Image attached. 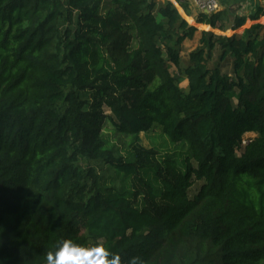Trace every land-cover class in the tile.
I'll return each instance as SVG.
<instances>
[{
	"label": "trees",
	"instance_id": "obj_1",
	"mask_svg": "<svg viewBox=\"0 0 264 264\" xmlns=\"http://www.w3.org/2000/svg\"><path fill=\"white\" fill-rule=\"evenodd\" d=\"M237 1L196 13L183 58L187 0H0V264L65 238L264 264V7ZM154 127L172 152L142 144Z\"/></svg>",
	"mask_w": 264,
	"mask_h": 264
},
{
	"label": "clouds",
	"instance_id": "obj_2",
	"mask_svg": "<svg viewBox=\"0 0 264 264\" xmlns=\"http://www.w3.org/2000/svg\"><path fill=\"white\" fill-rule=\"evenodd\" d=\"M46 264H122L121 256L103 246L100 241L77 243L72 239H59L46 254ZM128 264H143L140 257H132Z\"/></svg>",
	"mask_w": 264,
	"mask_h": 264
},
{
	"label": "rangeland",
	"instance_id": "obj_3",
	"mask_svg": "<svg viewBox=\"0 0 264 264\" xmlns=\"http://www.w3.org/2000/svg\"><path fill=\"white\" fill-rule=\"evenodd\" d=\"M218 2H219V7H220L222 4V0H218ZM231 2H232V0H230V3ZM189 4H191V3L189 2ZM233 5L235 8H237L239 10V12L249 13V11L251 10V8L253 7L254 4L252 3V0H238ZM190 7L193 9L194 6L190 5ZM185 19L187 20V22L189 24L196 26L198 31L194 34V36L192 38L186 39L183 42V53H182L183 58L187 57L188 53L197 46L199 31L209 29V27H207L205 25L203 26L202 24L200 25L199 23L194 24L193 20L190 17H188V19L187 18H185ZM249 25H250V23L247 22L245 26L247 27ZM227 34L229 35L231 33H227ZM180 85H181V87H185L187 85V81H183ZM104 131L106 134H108L110 136V138L113 142L117 143V145H121L122 147H124L125 141L122 137H119L118 135H114L109 127L105 128ZM140 137H141V142L144 146H146V147H153V146L158 147V149L161 150V153L172 152V150H173V148H172L173 146L170 145L168 143V141H166V138H164V136L161 134L160 129L157 127H154L153 130H151L148 133H141ZM79 163L83 167H85L89 164L86 160H80ZM96 168L98 171H100V172L102 171L100 169V167H96ZM105 181H107V179H105ZM195 188H196L195 185H194V187L191 188V191H190L191 195L194 193Z\"/></svg>",
	"mask_w": 264,
	"mask_h": 264
},
{
	"label": "built area",
	"instance_id": "obj_4",
	"mask_svg": "<svg viewBox=\"0 0 264 264\" xmlns=\"http://www.w3.org/2000/svg\"><path fill=\"white\" fill-rule=\"evenodd\" d=\"M187 1L190 2L198 11L201 12L212 13L217 11L219 8L218 0H187Z\"/></svg>",
	"mask_w": 264,
	"mask_h": 264
},
{
	"label": "crops",
	"instance_id": "obj_5",
	"mask_svg": "<svg viewBox=\"0 0 264 264\" xmlns=\"http://www.w3.org/2000/svg\"><path fill=\"white\" fill-rule=\"evenodd\" d=\"M252 3L254 4V0H252ZM260 4L264 7V0H260ZM190 5H192V4H190ZM254 6V5H253ZM221 8V6L219 7V9ZM190 9H191V16H187L183 11H182V14L184 15V18H187L188 19V17H190L192 20H193V22H194V24L196 23V21H195V16H196V13L198 12V10L196 9V8H194L193 7V9L190 7ZM259 22H262V23H264V16H261L260 17V19L258 20ZM250 24L252 23L251 21H248ZM198 24V23H197ZM201 25V24H200ZM204 26V25H203Z\"/></svg>",
	"mask_w": 264,
	"mask_h": 264
},
{
	"label": "water",
	"instance_id": "obj_6",
	"mask_svg": "<svg viewBox=\"0 0 264 264\" xmlns=\"http://www.w3.org/2000/svg\"><path fill=\"white\" fill-rule=\"evenodd\" d=\"M204 13H207V12H204Z\"/></svg>",
	"mask_w": 264,
	"mask_h": 264
}]
</instances>
